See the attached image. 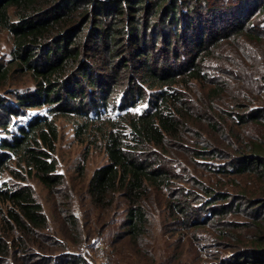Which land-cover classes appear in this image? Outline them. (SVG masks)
Returning a JSON list of instances; mask_svg holds the SVG:
<instances>
[{"label": "trees", "instance_id": "1", "mask_svg": "<svg viewBox=\"0 0 264 264\" xmlns=\"http://www.w3.org/2000/svg\"><path fill=\"white\" fill-rule=\"evenodd\" d=\"M207 1L0 0L11 39L0 61V264L94 263L77 251L86 235L57 170L61 118L86 155L106 158L83 188L87 217L122 212L119 236L148 255L162 217L176 238L156 264H264V0L195 36ZM240 42L263 49L251 98L209 66ZM19 77L32 89L18 90ZM8 88L19 108L4 105ZM31 182L56 208L53 229Z\"/></svg>", "mask_w": 264, "mask_h": 264}, {"label": "rangeland", "instance_id": "2", "mask_svg": "<svg viewBox=\"0 0 264 264\" xmlns=\"http://www.w3.org/2000/svg\"><path fill=\"white\" fill-rule=\"evenodd\" d=\"M229 7V10L221 14L216 12L210 15L209 13L213 8ZM245 7H247V5L244 6V0H208L207 4L202 8L203 12L199 15L201 20L197 23L195 36L199 34L201 28L203 31H208V27L211 29L216 27L219 25V21L226 22L228 16L233 17V19L240 18L242 10H244ZM206 8L210 11L207 12ZM238 41H240V39ZM239 44L240 46L238 47L229 44L222 50H219L218 55H221L222 59L215 61L217 65L209 62V66L215 68L221 63L222 67L226 70V76L228 75V77H224L230 81V85H235L232 92L239 91L242 95L251 98L253 96L252 92L255 90L260 91L262 87L261 83H257L253 80V75L258 73L256 63H261L263 59V49L261 43L255 44L252 42L248 45L245 42H240ZM10 50V35L0 27V61L9 58ZM157 54H159V51L155 49L150 58L156 59ZM255 58L258 59L256 60ZM231 72L232 74H230ZM221 76L222 74L220 77ZM236 81H239L238 85L241 87L236 85ZM16 85L20 91L24 90L26 87H29L31 90L33 87L31 80L24 77H19ZM11 90L12 88H8V92L5 95H9ZM6 101L4 105H11L14 108H19L14 102V97L12 95H9ZM43 109L44 107L29 109L27 116L23 120H17L15 125L25 124L29 116L37 111L42 112ZM57 126L59 131V140L55 152L58 161L57 170L65 176L66 183L73 193L69 211L78 217L80 222L79 225L86 235L82 241L84 243L79 246L80 248H78L79 250L77 251H80V253L84 254L87 258H92L94 261L93 264H156V262L158 263L164 260L169 255L176 237L171 235L172 232L169 229L164 228L163 223H161L162 217L156 218L153 222V234L149 245L147 244V240L145 243V247H148L150 255L146 254L143 250L139 252L136 251L135 248L130 246L127 237L122 238L119 236L124 221V214L122 212L116 210V215L112 222L110 219H106L105 221L97 223L95 218L97 215L101 216V213L98 211L96 213L92 212L90 217H87L89 206L87 196L83 193V188H85V184L88 182L92 172L106 163V158L100 150L92 149V147L86 155L84 145L78 143L74 139L72 122H68L61 118L58 119ZM0 136H2L1 130ZM84 155H86L85 158ZM84 159L85 161H83ZM79 167L82 168L81 171H79ZM31 184L35 190L38 201L44 206L45 213L50 212L51 216L53 214L52 217H49L50 227L53 229L59 225L56 208L50 203L47 191L39 183L31 182ZM55 200L60 208H67L65 207L62 197L57 196ZM64 216L65 213H62L61 219ZM60 224H62V220ZM91 232H95L99 236L94 237L92 240L94 244L89 246L86 242L90 238L91 234L89 233ZM70 233L72 236L73 234L71 231ZM72 252L74 251L72 250ZM153 258L155 260H153Z\"/></svg>", "mask_w": 264, "mask_h": 264}]
</instances>
